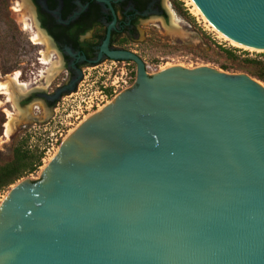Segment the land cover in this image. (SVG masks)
<instances>
[{"label":"water","instance_id":"obj_1","mask_svg":"<svg viewBox=\"0 0 264 264\" xmlns=\"http://www.w3.org/2000/svg\"><path fill=\"white\" fill-rule=\"evenodd\" d=\"M195 1L264 49V0ZM108 54L136 62L137 86L12 189L0 264H264V82L210 66L150 75L137 54Z\"/></svg>","mask_w":264,"mask_h":264},{"label":"rangeland","instance_id":"obj_2","mask_svg":"<svg viewBox=\"0 0 264 264\" xmlns=\"http://www.w3.org/2000/svg\"><path fill=\"white\" fill-rule=\"evenodd\" d=\"M22 3L23 0H0V79L19 72L21 81L27 83L29 89L24 91L27 94L21 93L16 104L0 90V165L12 159L14 144L23 138L28 139L31 149L44 151V157L37 171L0 194V207L12 189L25 179L41 177L46 162L59 153L63 141L86 119L100 112L121 93L135 88L138 81L135 68L118 61L86 68L85 75L74 84L69 82L64 66L55 77L50 76L49 81L42 79L48 69L43 63L46 47L32 40L31 26L26 19V10L21 8ZM171 6L177 28L172 15L170 26L157 23L156 26H146L147 32L142 30L141 39L148 33L147 41L136 48L150 75L173 66H210L231 74H250L243 59H264V49L255 51L232 45L201 15H196L189 0H174ZM228 50L237 57L230 56ZM53 58L55 61L63 59L62 53L55 52ZM66 85L69 87L65 88ZM111 88L117 91L112 90L113 97L107 100L101 91ZM49 93L56 95L51 101L53 105L47 102ZM17 111L28 116L7 135L9 116Z\"/></svg>","mask_w":264,"mask_h":264},{"label":"flooded vegetation","instance_id":"obj_3","mask_svg":"<svg viewBox=\"0 0 264 264\" xmlns=\"http://www.w3.org/2000/svg\"><path fill=\"white\" fill-rule=\"evenodd\" d=\"M25 1L32 34L40 33L52 41L56 51L62 53L69 82L74 84L85 75L86 68L102 67L107 61L134 62L113 59L108 52L131 51L140 56L136 48L149 36L145 33L141 39L142 30L156 23L172 25L174 0ZM54 94L46 96L49 104Z\"/></svg>","mask_w":264,"mask_h":264},{"label":"bare ground","instance_id":"obj_4","mask_svg":"<svg viewBox=\"0 0 264 264\" xmlns=\"http://www.w3.org/2000/svg\"><path fill=\"white\" fill-rule=\"evenodd\" d=\"M189 2L194 7V11L196 12V15L197 14L198 15H201L210 24V26L215 31H217L226 40L230 41L232 45L237 46V47H241V48H245V49L255 50V51H262L263 50V49H260V48H256V47H252V46L243 44V43H241V42H239V41H237V40H235V39H233V38L225 35L223 33V31H221L207 17V15L198 6V4H197V2L195 0H189ZM26 5H27L26 1L23 0V3L21 4V8L22 9L27 8ZM27 10H30V9H27ZM170 11H171L172 17L174 18V21L173 22L175 24V28H177L176 25H178V23L175 20V13L172 10H170ZM174 35H175V33H174ZM32 40L34 41V43L41 44V45H44L46 47V52H44L43 63L48 65V69L43 73L42 79H45L46 78L47 81H49L50 76L57 75V73L61 70L62 65H63L62 59H60L58 61H55L54 60L53 57H54L55 52H57V51H56V49H55L52 41L50 39H48L47 37H45L44 35H41L40 33H33L32 34ZM47 83H49V82H47ZM27 86H28L27 83H24V82L21 81V79H20V73L19 72H17L15 75H8L4 80L3 79L2 80L0 79V90H1V92L7 94L9 100L12 101V102H14L15 104L17 103L16 100H18V101L20 100L21 93L24 94V95L27 94V93H24V91L27 92V90H29L27 88ZM45 113H46V111H44V114ZM27 116H28V114H27ZM27 116H25V113L22 112V111H17L14 114L13 113L10 114V116H9V122L6 125V127H7V135L8 134L10 135L11 132L14 131V129L16 128V126L19 123H21L22 121H24V118L27 117ZM51 160H52V158L49 159L46 162L45 166L42 168L43 171H45V169L47 168V166L49 165V163L51 162Z\"/></svg>","mask_w":264,"mask_h":264},{"label":"trees","instance_id":"obj_5","mask_svg":"<svg viewBox=\"0 0 264 264\" xmlns=\"http://www.w3.org/2000/svg\"><path fill=\"white\" fill-rule=\"evenodd\" d=\"M228 54L237 57L233 51L228 50ZM243 62L252 76L264 82V59L246 57ZM108 91L112 93V90ZM12 153V159L0 165V194L23 177L37 171L43 164L44 151L31 149L26 138L14 144Z\"/></svg>","mask_w":264,"mask_h":264},{"label":"built area","instance_id":"obj_6","mask_svg":"<svg viewBox=\"0 0 264 264\" xmlns=\"http://www.w3.org/2000/svg\"><path fill=\"white\" fill-rule=\"evenodd\" d=\"M123 63L126 64L127 62L124 61ZM111 90H113L114 93H116V91H117L116 89H112V88H111ZM101 92L104 94V96L106 97L107 100H109L110 97H113V94L109 93V91L102 90ZM98 106H99V104H98Z\"/></svg>","mask_w":264,"mask_h":264}]
</instances>
